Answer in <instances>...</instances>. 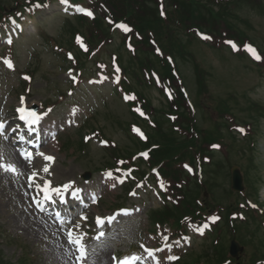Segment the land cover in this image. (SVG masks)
Masks as SVG:
<instances>
[{
  "label": "rangeland",
  "instance_id": "obj_1",
  "mask_svg": "<svg viewBox=\"0 0 264 264\" xmlns=\"http://www.w3.org/2000/svg\"><path fill=\"white\" fill-rule=\"evenodd\" d=\"M15 1L0 0V7L13 11ZM182 1L175 0L185 11V5L189 6L191 3L184 4ZM190 1L200 8L202 15L193 11V16L187 13L185 16L180 12V7L174 9V0H165L171 20H162L153 30L156 36H160L156 40L163 48H168L170 43L172 46L169 50L174 48L172 56L195 108L199 135L207 130L217 131L219 136L216 140L222 141L226 146L225 152L214 149L211 161L202 163L203 173L199 182L182 170L183 161L172 162L165 159V170L169 166L167 173L172 174L175 172L171 169L176 168L182 175L180 177L177 173V179L180 180L174 179V182L182 184V206L189 202L196 205V199L201 196L208 208L223 206L217 211L222 223L226 216L225 209L236 207L239 201L244 202L242 195L230 189L232 166H237L241 172L243 191L264 210V67L253 63L250 52L233 54L225 46L214 48L193 36L189 28L200 25V28L215 34L222 29L223 34L228 31L229 35L240 42L246 39L264 52V3L259 0ZM59 9L58 3L53 2L49 13L40 11L35 14L31 22L26 23L25 32L16 36L12 51L17 69H6L4 62L0 63V118L10 117L14 107L16 109L21 103L19 98L23 97L27 100L25 104L40 105V110L46 114L45 125L52 129V133L56 132L55 126L61 127L48 144L40 149L48 153L46 155L53 156L54 161L47 162L42 157L34 156L33 163L37 167L47 165L49 168L48 173H39V182L49 180L56 187L74 181V189L96 194V203L86 194L87 200L84 202H87V206L79 209L80 213L88 217L86 222H82L80 230L87 232L86 243L89 245L93 244L90 237L96 235L93 231L96 216L108 215L119 206L135 211L123 218L122 230L115 239L109 241L110 248L98 253L96 264H109L112 252L119 254L129 246L136 247V243L140 242L166 252L159 258L160 264H189L203 259L218 262L231 241V236L226 232L221 235L218 247L211 245L213 236L209 234L204 242L203 236L196 234L193 229H186L187 236L182 244L177 243L171 247L170 244L160 246L158 239H153L148 234L153 231L151 214L161 213L164 207L158 192L160 187L155 185L152 178L151 170L157 165L151 161L153 165L146 167V161L140 154L146 148L141 145L145 140L141 134L136 133L138 141L128 126L130 123H139L145 135L150 136L148 145L181 140L171 121L162 112L167 106L163 93L154 86L145 85L142 67L138 66V63L141 66L151 64L162 73L158 60L148 54V50H138V57L134 56L135 61L133 55L123 47L120 35L109 33L111 39H106L97 55L87 58L83 53L78 62V46H69L73 31L78 29L84 34L92 27L79 22L77 17L63 15ZM180 15L184 17L179 19ZM176 19L180 23H175ZM83 36L86 38V35ZM175 43L183 44V50L179 54ZM2 54L0 50V55ZM114 56L117 57L116 66L123 68L125 80L121 81V85L124 91L146 98L149 117L155 126L146 125L143 118L136 116L131 111L134 101H127L126 95L118 94L113 87L112 73L115 70L111 59ZM74 60L77 65L83 64L84 67L80 74L82 80L75 85L71 82L74 74L76 75L72 67ZM96 60L106 66V73L102 78L97 76L99 67ZM198 69L204 77L201 88L196 77L198 73H195ZM25 76L29 79H24ZM74 108L78 111L73 116ZM224 108H228L238 124L250 123L251 132L246 134L241 130H230V122L226 123L227 120L216 111ZM7 109L10 111H6ZM131 128L135 131L136 125L131 124ZM10 142L0 138V157L5 163H16V159L11 157L13 151L12 146L9 147ZM9 154L14 162L8 157ZM164 155L154 153L156 157ZM183 157L182 155L181 159ZM16 164L23 173L20 176L0 171V264H75L76 253L67 244L66 238L67 228L72 225L69 223L61 227L50 215L35 210L32 199L37 195V190L35 186L28 187L27 183L33 165L26 167L27 163L20 164L18 161ZM110 165L129 167L128 176L107 180L102 171ZM86 172L90 174L88 181L83 180ZM117 178L124 182H117ZM139 180H143L140 187ZM144 180L147 182L144 183ZM133 192L136 195H130ZM75 208H79L78 205ZM137 209L140 211H136ZM181 210L182 208H178L177 214ZM64 211H71L74 215L76 213L72 207H64ZM257 214L264 220V213ZM260 218L258 222H250L246 226L242 224L244 221H234V224H238L234 239L243 247L240 252L243 263L264 257V223L260 222ZM159 235L164 239L165 235L161 230ZM177 246L181 257L173 263L170 257H173ZM67 252H71V255H67ZM146 264L151 263L146 261Z\"/></svg>",
  "mask_w": 264,
  "mask_h": 264
},
{
  "label": "snow or ice",
  "instance_id": "obj_2",
  "mask_svg": "<svg viewBox=\"0 0 264 264\" xmlns=\"http://www.w3.org/2000/svg\"><path fill=\"white\" fill-rule=\"evenodd\" d=\"M64 2H67V0H64ZM163 14V13H162ZM86 15L92 16V12L88 11L86 12ZM120 28H122L125 32L130 31V29L124 25L120 24ZM204 39H209L210 37L204 36ZM10 42V41H9ZM233 47L235 48V45L233 44ZM247 50L252 54V56L259 60L261 57L257 54L256 50L252 48L250 45L246 46ZM4 64L9 68H13V64L10 59H4ZM119 71V69H117ZM24 79H29V77L25 76ZM118 82V78H117ZM91 83V81H90ZM71 95V93H69ZM125 99H135V97H129L126 96ZM24 102V98H21V103ZM18 111L22 114L21 119H28L30 124H38L41 116L38 115L35 112L28 111L25 107L18 108ZM78 109L72 110V115L74 116ZM10 126L7 125L4 121H0V135L4 136L5 139H8V136L6 134V129H8ZM12 132H15V129H11ZM243 131V129H241ZM29 143H34L33 141H29ZM106 143V142H102ZM34 148L36 149L35 157H42L44 161L52 162L54 161V157L50 155H46L44 152L39 151V145L34 144ZM18 156L23 158V162H27L28 164L33 165V170L31 171V174L27 177V183L28 187L35 186L37 190V194L40 193L43 194V200L49 202L50 204H65V194L68 193L71 190V195L75 199L79 196L81 189H74L75 182H68L63 184L62 186H56L54 187L49 180H45L43 183L39 182V173L42 171L44 173L49 172V168L47 165H43L40 167H37L36 164L33 163L35 160L33 150L27 149L24 147H21L17 149ZM147 155V154H143ZM0 171L5 173H11L13 176H20L23 173L19 170V167L16 163H5L3 161V158L0 157ZM109 178L112 177L111 173H108ZM117 182L123 183L124 181L120 178H117ZM141 185H138L140 187ZM115 187V185H113ZM130 195H136L135 192L130 193ZM90 197L93 203L97 202V197L95 193H90ZM33 203L36 204L38 207L41 206V200L37 199L36 197H33ZM43 210V208H41ZM51 216L55 218V220L60 224L61 227L65 225V223H70L72 226L67 228L66 231V238H67V244L71 245L73 250L76 253L75 256V264H96V256L98 253L104 249L110 248L111 245L109 243L110 240H113L116 238L117 234L122 230V221L124 217H128L131 215V211L129 209H120L117 210L113 214H109L105 217L96 216L94 219V229L96 235L90 237V239L93 241L92 245H89L86 243L87 232L81 231L82 222H86L88 220V217L86 215H83L82 213H75V215L72 214L71 211H60L57 209H53L50 213ZM108 229H111V231H108ZM167 239V237H165ZM140 247L143 249V251L146 253V256H141L137 253H131L128 255H125L123 257L117 258L115 255L110 256V262L109 264H146L147 258L155 259L154 252L155 251H162V249H153L151 247H146L144 244H141ZM171 247V245H169ZM67 255H71V252H67ZM171 259H178V257H170ZM157 264H160L159 261H157Z\"/></svg>",
  "mask_w": 264,
  "mask_h": 264
},
{
  "label": "trees",
  "instance_id": "obj_3",
  "mask_svg": "<svg viewBox=\"0 0 264 264\" xmlns=\"http://www.w3.org/2000/svg\"><path fill=\"white\" fill-rule=\"evenodd\" d=\"M98 1L104 3L106 8L110 11L111 15H109L108 18H110L112 20L125 19L126 21L130 22L131 26L133 28V33H141V34L146 35L147 37H150L147 34V32L148 31H150V32L154 31L153 27H155V25L158 23L160 24L163 20L162 18L159 17L156 6L153 7V9L151 8L152 10L149 9L148 3L150 1L152 2L153 0H98ZM259 1L261 3L264 2L263 0H259ZM182 2L184 4L191 3V4H189V6L185 5V7H186L185 11L186 12L184 11L183 7H180L178 4V7H180V12L182 14H185V16H186V13L191 14L193 16V14H192L193 11L197 12V14H199V15H202L199 11L200 8L196 4H192V1H190V0L184 1L183 0ZM154 3H155V1H154ZM146 7H147V9H146ZM149 12H152L154 15L151 16V14ZM150 16H151V18H149ZM182 16L183 15L178 16L179 19ZM179 19H176L174 22L178 23L180 21ZM169 20H171V19L168 18V21ZM182 20H183V18H182ZM102 24H103L102 19H95V21L93 22V25H92L93 31L90 33V36H93V32H96V33H99L103 37L102 33H104V31H103V28H101ZM142 43L144 44V48L148 47L149 49H152V46L148 43V40H144ZM171 46L172 45L170 43L168 45V47L170 48ZM168 72H169V68H166V70L164 69V73L166 75L168 74ZM175 103H178V106L180 104L184 105V100H183L182 96H178ZM169 108H171V107H169ZM182 115L184 116V119L187 120L188 125L190 122V128L192 130H194L195 125L193 126L191 118L188 119L184 112ZM180 129L185 131V129L183 128L182 125H179V127H178L179 132H180ZM214 133H216V135ZM218 136L219 135H218L217 131H211L208 133H203L202 136L197 137V138L189 135V136L182 138V140H179V141H174V142L168 141L166 144H159V147L157 148V150L155 152H158V154H161V155L162 154L164 155V152L166 154L164 156H160V157H156L153 154L151 161L154 163H158L160 165V172H161V176H162L163 180L167 183L174 184V182H173L174 179L176 181L180 180V178L177 179V173L179 175L180 171L175 168V169H171L175 173L168 174L167 172L169 170V166L165 170L164 160L166 159L167 161H172V162L179 161L180 162V161H183L186 158H188L189 160L188 159H186V160L189 162L190 165L193 166L195 161L199 160L202 162V159L204 157L208 156L207 155L208 154L207 152H209L208 148L210 145L215 143V141H217L216 139L218 138ZM204 144L208 145L207 148L205 146H203ZM182 155L184 156L183 159H181ZM177 158H178V160H177ZM179 176L182 177L181 174ZM176 190H178V191H172V192L173 193L175 192L178 195H180V198H181V199H179L180 201H178L177 205H173L171 208L166 207L162 214H160V215L156 214V215H158V216H156V218H154L156 221H160V222L170 221L171 218H173L174 220L177 221V219L179 217L182 218V217L187 216L185 214L189 213L191 211V209L194 208L193 207L194 204L191 205L190 202L187 203L186 205L182 206V204L184 202V197H182V191L180 188H178ZM200 201H204V200L200 199ZM206 206H207V204L202 206V207H199V208H200V210L204 211L206 208H208V206L207 207ZM178 208H182V210H181L182 212L180 214H177ZM195 209H196V207L191 211V213L196 211ZM220 259H222V256L218 260H220Z\"/></svg>",
  "mask_w": 264,
  "mask_h": 264
},
{
  "label": "water",
  "instance_id": "obj_4",
  "mask_svg": "<svg viewBox=\"0 0 264 264\" xmlns=\"http://www.w3.org/2000/svg\"><path fill=\"white\" fill-rule=\"evenodd\" d=\"M232 176H231V178H232V184H231V186H232V189L233 190H241L242 189V184H241V176H240V174H239V171H238V169L236 168V167H234L233 169H232ZM236 248L234 247V250H235Z\"/></svg>",
  "mask_w": 264,
  "mask_h": 264
},
{
  "label": "bare ground",
  "instance_id": "obj_5",
  "mask_svg": "<svg viewBox=\"0 0 264 264\" xmlns=\"http://www.w3.org/2000/svg\"><path fill=\"white\" fill-rule=\"evenodd\" d=\"M21 107V106H20ZM19 107V108H20ZM45 141H43V142H40L39 144H43ZM11 157L12 158H15L16 159V161H18L20 164H26L27 162H23V159L21 160L18 156L17 157H15V154H13L12 152H11ZM10 157V158H11ZM104 261H105V258H104V260H103V263H104Z\"/></svg>",
  "mask_w": 264,
  "mask_h": 264
}]
</instances>
